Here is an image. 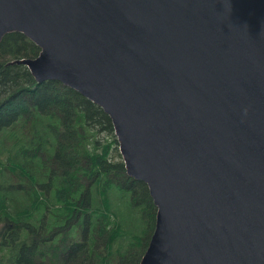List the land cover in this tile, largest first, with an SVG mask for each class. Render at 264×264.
<instances>
[{
	"label": "water",
	"instance_id": "obj_1",
	"mask_svg": "<svg viewBox=\"0 0 264 264\" xmlns=\"http://www.w3.org/2000/svg\"><path fill=\"white\" fill-rule=\"evenodd\" d=\"M112 120L157 208L140 264H264V0H0V44Z\"/></svg>",
	"mask_w": 264,
	"mask_h": 264
},
{
	"label": "trees",
	"instance_id": "obj_2",
	"mask_svg": "<svg viewBox=\"0 0 264 264\" xmlns=\"http://www.w3.org/2000/svg\"><path fill=\"white\" fill-rule=\"evenodd\" d=\"M0 44V264H140L155 231L148 186L128 176L112 120Z\"/></svg>",
	"mask_w": 264,
	"mask_h": 264
}]
</instances>
